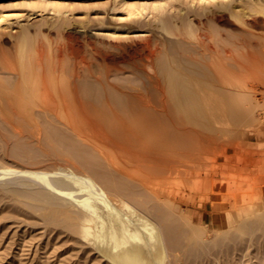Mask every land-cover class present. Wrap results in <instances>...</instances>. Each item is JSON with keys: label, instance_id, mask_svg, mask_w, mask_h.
I'll list each match as a JSON object with an SVG mask.
<instances>
[{"label": "rangeland", "instance_id": "rangeland-1", "mask_svg": "<svg viewBox=\"0 0 264 264\" xmlns=\"http://www.w3.org/2000/svg\"><path fill=\"white\" fill-rule=\"evenodd\" d=\"M217 73L220 108L205 130L215 141L198 143L186 165L157 179L161 200L55 114L34 110L32 128L2 111L20 88L66 86L72 96L78 85L99 86L104 96L90 97L98 104L107 88L142 93L199 120L201 87L214 90ZM0 96V264H116L55 194L74 175L101 196L125 191L142 203L133 220L146 235L144 224L158 229L165 247L146 252L149 264H264V0H0Z\"/></svg>", "mask_w": 264, "mask_h": 264}, {"label": "bare ground", "instance_id": "bare-ground-1", "mask_svg": "<svg viewBox=\"0 0 264 264\" xmlns=\"http://www.w3.org/2000/svg\"><path fill=\"white\" fill-rule=\"evenodd\" d=\"M159 21L162 22L163 29L167 31L172 29L168 20L167 22L166 20ZM203 40L205 42V38ZM203 40L201 43H203ZM206 45L207 44H205V46ZM212 60L214 61L213 58ZM196 64L197 63H195V65ZM168 69H166V71ZM211 70L214 74L218 69L213 71L211 68ZM172 71L171 73L173 74ZM171 73L170 76L172 75ZM218 73L215 77H212L211 75L213 82H210L208 78L207 80L202 81L215 83V85L212 84L215 88L210 91L206 86L201 87L200 98H202V103L200 104H202L204 114H201V119L199 120L187 119L185 115L180 113L175 106L173 107L170 102L162 105V108L160 109L142 93L136 95L127 94L107 88L105 89L106 96L104 101L102 102L98 100L101 102L98 104L93 102L90 97L92 95L97 97L101 95L104 96V94L100 93L99 86L87 88L85 86L79 87L78 85L71 88L74 91L72 96L70 95L69 88L66 86L55 88L52 91L45 87L38 88L35 91L23 92L24 90H22V93L19 91L22 88L19 87V93L18 91H15L12 94L13 96L9 98L5 97L7 100L2 105V111L5 112L4 114H6L7 117L13 116L16 118H23L26 119L27 122L28 119H32V116L35 117L33 113L36 109L46 110L45 112L42 111V113H47L49 111L53 113L52 115L55 114L56 118L63 119L76 134L82 137L81 139H86L91 142L96 149H98V153L102 154L105 158L103 159L106 161L109 160L111 163L109 165H112L111 167H113L118 174L129 177L133 179L132 181L135 180L134 182H138L139 185L145 186L144 188L150 189V192L154 193L156 196V194L158 195V193H155L156 183H158L156 181L158 178L160 179V177L165 174L172 175L174 173V166L186 165L189 158L192 156V149L197 147L198 143H212L215 141V138L212 135L209 136L205 134V130H214L216 117L213 116L210 111H217L220 108V103L217 99V92L219 91V81L221 80L219 79L220 77ZM174 74L178 77L181 75V73L179 75L177 73ZM181 76L183 77H180V79L178 78L179 81L182 80L181 82L183 83V80H186L187 78L186 83L192 85V81H188V77H184L185 75ZM172 80L176 81L175 77L174 79L172 78ZM160 82L162 83L163 81L161 80ZM181 82L178 84L180 85ZM186 83L184 85L187 88L188 86ZM181 86L184 87L183 85ZM181 86L178 87L180 91L182 89ZM175 87L177 88V86ZM190 88L188 91L193 90H190ZM184 90L186 91V89ZM159 91L161 90L159 89ZM162 93L165 94V92ZM93 99L94 101L96 100L95 98ZM191 104L194 105L193 103ZM187 109L190 110V108ZM7 113L9 115H7ZM36 113L38 115L39 112ZM34 120L36 121L35 118L32 121ZM64 121L62 123H64ZM20 123L21 122L18 124ZM34 123L30 124L32 125V128L34 125L36 126V124H39V122H36V124ZM204 124L207 126L205 127ZM25 125L28 126L27 124ZM25 127H23V129ZM62 179L63 178L60 180ZM66 180H63V184L64 186H68V188H66L68 190H58L57 192L56 190H53V192H56L55 194H63L62 197L69 202L68 206H70V203L75 206L74 208H76L77 213L86 221V233L89 235L93 233L95 240L103 242L104 254L109 256L116 264H149L145 259L146 252L151 253V249L153 252H156L159 249L165 248L161 243V232L158 229L152 227L151 230L149 224H144V227L148 231L147 234L149 233V235H146L142 228L137 224V220L139 219L133 220L137 217L136 210H142V203L139 204V202H137L135 205L133 203L136 201L131 203L132 201H129L130 198H128V200L125 199V196H128L125 191L115 190L116 192H112L115 188L113 189L112 187L111 189V186L110 188L107 187V189L109 188L108 192L110 189L112 190L111 192L114 194L113 196L119 195L120 192H122L121 194H126H120L121 197L117 196L116 198H111L108 197V195H106L107 197L101 196L100 193L97 192V190H99L97 189L98 187L96 188V186L93 183H90L87 179L74 175L67 176ZM44 181L46 182V180ZM59 187L57 186V189H59ZM87 191L97 194L98 199L96 204H90L88 202V196H90V193H87ZM74 192H77V194ZM108 194L110 196L111 193ZM60 195L59 199H61ZM118 197L122 198V200ZM154 198L158 199L159 197L156 196ZM134 199L135 198H131L130 200ZM115 205L119 208L114 207ZM103 209H107L108 214H105ZM163 209H161V211ZM162 214L163 213H161V215ZM162 217L164 218L165 215ZM166 217L163 220L164 223ZM78 218L77 215L75 219L79 221ZM134 221H136V223ZM167 225L165 224L164 227H167ZM162 227L163 224L161 228ZM163 230L165 232V228ZM95 232H98L99 234L96 236ZM149 237H151V241ZM151 243L156 244L155 247L153 245L150 247ZM163 251L164 250H162V252ZM159 263L161 264V261H159Z\"/></svg>", "mask_w": 264, "mask_h": 264}]
</instances>
